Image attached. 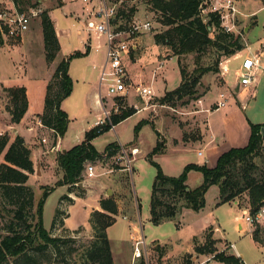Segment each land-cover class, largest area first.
Wrapping results in <instances>:
<instances>
[{"label": "rangeland", "instance_id": "374dc122", "mask_svg": "<svg viewBox=\"0 0 264 264\" xmlns=\"http://www.w3.org/2000/svg\"><path fill=\"white\" fill-rule=\"evenodd\" d=\"M231 1L237 8L235 34L241 37L245 45V48L240 51V53L246 55L247 53H256L259 50L264 51V46L261 42V40H264V0ZM38 3L43 7L44 11L53 8L51 11L52 19L56 24L58 37L61 38L62 45L58 60H62L75 52H86V48L83 44L87 35L85 24L82 23L81 20L74 19L71 16V12H83L84 10L82 7L84 3L80 0L74 3L69 0H38ZM209 3L211 2L209 1ZM221 3L227 4L228 2L227 0H222ZM61 4L64 5L61 6ZM132 7L136 9L134 14L140 16L141 19L151 20L154 27L150 33L140 37L142 40L141 47L138 52L132 55V57L139 58L137 62L133 61L129 56H125L124 63L132 83L134 85H145L153 88L155 90V95L150 99L132 95L127 97L125 101L128 106H132L136 110V107L142 109L143 107L149 106L148 119L156 122V126H153L154 123H146L147 119L143 120L145 115L139 113L122 122L115 130L111 129L97 137L94 140V146L97 150H104L110 143L117 141L122 143L126 148L130 147L129 142L138 140L136 138V127L143 120L142 122L144 123L141 126L138 137L142 151H140V154L137 155L132 162V176H129L128 173L126 177L130 189V198L134 200L135 197L140 203V208L138 207L135 219L140 228V232L137 233H143L148 243L147 254L144 252L143 257L147 264H163L166 260H168L167 264H196L201 261H203V264H225L213 258V254L224 250L226 254H230L229 252L233 254L237 252L240 253V255L244 256V262L246 264H264V243H259L253 238L252 234L256 227L247 224L243 216L244 209H248L249 211L251 209L247 194L238 197L237 201L233 203L216 205L215 199L218 195V189L214 187L206 194L207 203L204 212L198 213L189 209L180 216L179 220L183 224L180 231L177 230V221L174 222V220H166L161 223L160 226L153 224L149 220L150 201L157 170L146 156V152H149L156 145L159 139L156 129H160L162 132L159 133L160 140L163 144L166 143L167 138L170 140L169 149L167 152L161 151L157 153L154 160L161 165L165 173H172L173 176L179 175L182 169H184L181 168L184 163L206 164L211 167L213 162L207 149L204 148V145L192 143L187 147V150L175 151L172 142L174 138L184 141L197 139V137L201 136L202 130L205 131L204 128L207 125V121L212 127L218 130L217 132L220 134L221 138V135L225 137V132L223 131L226 126L225 121L229 123V120L233 119V122L229 123L230 126L226 130L228 132V138L222 143L227 139L226 142L232 145L242 143L238 141L241 136H243L244 130L247 131L246 128L250 129L251 132L250 123L258 124L264 122V55L261 57V68L256 81L252 85L241 87L240 90L237 91L236 83L238 80L234 73V69L240 60H235L233 58L235 55L230 57L231 61L228 63L230 66V73L226 75V79L228 80V82H226L221 73L222 64L225 61V57L222 56V53L217 52L213 48H208L205 52L201 53H189L181 56L174 55L170 47L163 44L157 45L155 43V35L167 29L162 22V12L153 7L151 0H124L121 10H130ZM203 7H205V5H203ZM203 11L205 16L207 14V9ZM211 36L214 37V33H211ZM23 48L24 47H21V50H19L22 52ZM17 50L18 49L10 50L6 47L0 48V80L6 83L14 82L13 80H16L14 79L16 78L15 76L24 73L23 67L21 71L18 70L19 63H22V56L21 52L19 50L17 52ZM103 54L104 48H101L99 50H94L88 55L73 57L71 60L72 72L77 75L76 77L79 80H77L76 83V94L65 102V106L70 109V117L73 121L64 135L62 147L74 146L76 144V138L78 136L83 138L84 131L90 130L89 127L94 124L97 118L95 109L86 104L84 100H81L83 99L81 97L84 88L82 84L84 81H89L96 85L98 70L94 65L103 63ZM38 56H40V52L37 51L35 59ZM179 59L182 62V66L186 68L188 72H198L204 67H211L213 70L206 72L201 77V83L197 87L198 93L194 98L190 99L185 97L183 99H175L169 103H162L161 100L165 97L166 92L177 88L181 83L182 76L178 63ZM218 60L219 66L216 65ZM11 61L12 66L16 64V67L10 69L9 64ZM16 70L15 76H12ZM99 89L102 94H107L106 84L102 86L99 85ZM221 92L226 93L228 96V103L225 107L212 114L199 113L197 111L201 108L199 107L201 104L199 99H203L204 105L206 106L211 104L212 109L217 106L215 105L216 103L214 104V101L218 99ZM115 101L116 100L112 98H103L105 107L111 109L112 113H115L116 104L120 108L122 107L121 104L119 105V103L117 101L115 103ZM244 105H246L245 109L243 108ZM5 125V115L0 113V130L4 129ZM239 125L242 126V131ZM22 132L24 133L23 130ZM42 137H48V139L52 138L48 131L39 130L32 142L42 144ZM236 138H238L236 140L237 142H233ZM199 149H203V155H199ZM2 161L3 158L0 157V163ZM92 163L99 164L100 162L95 160ZM101 163L107 165L106 162ZM107 163L109 167H120L119 164L113 163L112 160ZM51 168L49 174L37 178V181L35 179L31 181V185L35 191V204H37L42 197L44 191L41 188L42 185L54 187L46 198L43 206V222L45 228L48 230L51 229L61 197L67 193L65 187L56 185L58 181V174H56L58 168H54V166ZM202 182L203 174L200 171H194V174L189 180V185L191 187H197ZM118 198H120V196H118ZM2 201L3 198L0 195V202ZM2 220L3 225L2 228H0V235L5 233L4 229L8 222V220L4 218H2ZM83 221H88V213L83 202H79L73 208L69 223L75 224L77 222L82 223ZM239 224H242V230L238 227ZM211 225H213L214 228L218 227L217 237L223 239L218 240L213 236L214 231ZM260 226L264 228V220ZM130 231V219L124 218L123 214H119L117 222L109 229V235L114 240L113 247L116 264H129L131 261L132 254L127 252V249H125L123 245L120 246L119 243L120 239H130ZM54 233H63L75 238V242H72L71 247L76 251L71 253V264H74L77 249L88 246L93 236L91 235L92 233L83 231L78 234L55 231ZM262 236H264V234H262ZM153 238L176 243L175 247L177 251H172L173 247L170 246V244L156 245L155 243H150ZM190 238L192 242L194 241L196 246H204L207 250H211L212 253L207 251L206 253L199 254L195 249L193 254H185L183 257L178 256L176 258L174 256L175 251L176 253H182V251L188 250V241ZM175 241H180V243ZM231 243L235 245V248L226 249L227 245ZM195 253L197 254V258L200 259L199 261L197 258L193 259ZM165 255L167 258H163ZM168 255H170V257H168ZM183 258L184 262L182 263L181 259ZM211 258L212 261H209Z\"/></svg>", "mask_w": 264, "mask_h": 264}, {"label": "trees", "instance_id": "16d2710c", "mask_svg": "<svg viewBox=\"0 0 264 264\" xmlns=\"http://www.w3.org/2000/svg\"><path fill=\"white\" fill-rule=\"evenodd\" d=\"M210 0H151L153 7L162 12V22L167 27L155 35V43L163 44L173 50L174 55L181 56L189 53L205 52L213 48L222 56L229 58L245 48L239 35L226 32L222 27L221 14L209 11L204 17L201 7ZM121 10V9H120ZM135 7L130 10H121L125 18H131ZM46 60L50 64L57 57L61 49L59 37L56 33L54 21L48 10L41 14ZM214 33V37L211 36ZM4 39L0 34V46ZM86 52H75L62 59L46 88L44 109L39 118L44 125L54 129V141L64 137L71 119L62 109V102L68 98L74 87V81L69 73L73 57L88 55ZM181 71L180 85L167 91L162 103H169L175 99L194 98L198 93L201 77L211 67H204L201 71L188 72L178 60ZM219 66V60L216 62ZM0 94L7 99L5 109L10 115L11 124H19L25 116L29 100L25 86H0ZM126 98H116L122 107L113 113L111 122L95 126L86 132L85 140L71 149L59 152L57 161L62 170V179L56 182L57 186L68 185L69 191L78 189L83 181V171L87 163L99 160L103 154L99 152L92 141L112 129L128 117L136 113V109L128 106ZM144 122L136 127V138ZM251 134L247 145L232 147L222 153L215 167L197 163L187 164L180 175H167L161 165L154 160V156L163 151L164 144L160 134L156 131L158 142L147 158L157 170L151 193V218L155 225L166 220H175L184 209L201 211L206 206V194L216 185L219 188L218 205L233 203L237 198L247 194L250 210L255 213L264 205V123H250ZM120 149L117 142L110 143L105 152L109 156L115 155ZM0 228L3 220H8L5 233L0 235V264H71V253L76 250L71 247L75 242L73 236L63 233H54L61 224L63 212L57 208L51 229H46L43 222V206L54 187L42 186L44 190L40 201L35 204L34 188L28 184L29 177L35 173L32 150L21 135L12 141L8 132L0 134ZM190 171H200L203 182L197 187L188 184ZM69 199L68 195L61 200ZM102 210H94L90 223L93 237L88 246L77 249L74 264H114L111 242L107 234L109 227L114 225L119 213V206L114 196L101 199ZM78 232V231H77ZM264 228L260 224L253 231V238L264 243ZM209 243V242H208ZM199 253H206L204 246H196ZM213 258L225 264H241L242 258L225 251L213 254ZM135 264H147L142 256Z\"/></svg>", "mask_w": 264, "mask_h": 264}, {"label": "crops", "instance_id": "0c3cea01", "mask_svg": "<svg viewBox=\"0 0 264 264\" xmlns=\"http://www.w3.org/2000/svg\"><path fill=\"white\" fill-rule=\"evenodd\" d=\"M63 5L64 4H61V6H63ZM45 8H47V7H45ZM52 9L48 10L51 18H52V14H51ZM82 9L84 10L83 12H77V13L75 11L71 12V16L74 19H79L82 21V23H84V19L86 17V12H85L84 6L82 7ZM33 24L35 25V27ZM54 24H55V22H54ZM55 28H56V24H55ZM56 33L58 35L57 29H56ZM59 41L61 44V38L60 37H59ZM263 41L264 40H261L262 45H264ZM141 42H142V40H141V38H139L138 39L139 48H138V50H136L133 53H136L139 51V49L141 47ZM83 44H84V47L86 48V50H87L88 46L90 47V53H91L95 50V45L97 44V39L95 38V36L93 34H92V36H90L87 33L86 39L83 41ZM5 47L10 49V50H13V49L19 50L21 47H24L22 49V52L20 51L21 49L19 50L21 52V56H22V58H21L22 63L20 62L19 67H18L19 71H21V69L23 67L24 73L23 74L20 73L19 75L15 76V73L17 72V70H16L12 74V76L16 77V78H14L16 80H13L14 82H12V83H6V82L0 80V86L1 85H5L8 87H10V86H25L26 90H27V97L29 100V107H28V110H27L25 116L23 117L22 121L19 124H11L10 123V115L8 114V112L5 109L7 99L3 98L0 94V113L4 114L5 118H6L5 128L0 130V134L8 132L11 136V141L17 135H21L26 140V144L31 148L32 159L34 161V167H35L36 172H35V174L33 173L30 175L29 181H28L29 185H31V181L33 179H35L37 181V178L43 177L45 174H49L51 172L52 166H54V168H58V171L56 172V174H58L57 180H60V179H62L63 172L61 169H59V166H58L57 156H58L59 152L67 151V150L71 149L72 147L81 144L85 140L86 132L89 131V130L84 131L83 138L78 136L76 138V144L74 146L62 147V140L64 137L59 138L55 142L54 141L55 133H53L50 129H42L35 124V121L39 118V114H41L43 112V109H44L46 88H47L48 82L51 79L52 75L54 74V72L58 66V64L61 61V60H58V56L62 50V45H61V49L58 52L55 60L49 64L46 60V51H45V45H44L43 28H42V24H41V19L38 18L32 22L30 31L25 35V37L23 39H20V40L14 41V42L4 40V45L0 46V48H5ZM18 50H17V52H18ZM37 51L40 52V56H38L35 59ZM133 53L130 55V58L133 61L137 62V60L139 58L132 57ZM103 55L105 56V48H104V54ZM37 61H39V62H37ZM101 64L102 63H100L99 65H94V67L98 70L97 75H96V85L94 83L89 82V81H84L82 84V86H84V88H83V94L81 97L83 99H81V100H84V102L86 104L93 107V109H95V111L97 112V116H96L97 118L94 121V124H92L89 127L90 130L95 127L96 122L99 119L103 118V108H102V105L100 104L99 98H100V96L105 97L106 94H102V92L99 89V85H100L99 75H100ZM71 66L72 65L70 64L69 73H70V75L74 81V87H73V91H72L71 95L62 102V109L67 112V114L69 115V118L71 119L69 126H68V129H69L73 119L70 117V109L65 106V102L76 94V83H77V80H79L76 77L77 75H75L72 72L73 69H71ZM12 67H16V64H14L12 66V61H11L9 64V68L11 69ZM129 82L131 83V85H134L130 78H129ZM236 85H237V87H236L237 91L240 90L241 87H243V86H239L238 82L236 83ZM254 94H255V92H254ZM78 95H80V94H78ZM132 95L137 96L135 93H133ZM132 95H130V96H132ZM217 101H218V99H216L214 101V104L216 103L215 105H217ZM204 104H205L204 100L202 99V103L199 105V107H201V108H200V110H197L199 113L203 112L205 114L206 113L212 114L215 111L222 109V108L218 109L217 106H215L212 109L211 104H209V106H206ZM136 108H137V111L132 116L137 115L139 113L144 114L145 117L143 118V120L147 119L146 123H149V124L154 123L153 126L154 125L156 126V122H153V121H151V119H148V117H149L148 109H150L149 106L143 107L142 109H140L138 107H136ZM243 108L245 109L246 105H245V107L243 106ZM130 117H128V118H130ZM127 119H125V120H127ZM125 120H123L122 122H124ZM122 122L115 125L113 130H115L116 127L118 125H120ZM232 122H233V119L229 120V123H232ZM229 123L227 121H225L226 126L223 129V131L225 132V137H222V135H221V138H220V134L217 132L218 130H216L214 127H212V125H210V123L207 121V125L204 128L205 131L202 130L201 136L197 137V139L191 140V141H184L182 139L176 140L174 138L172 140V142L174 144V150L175 151L187 150L188 149L187 147L190 144L200 143V144L204 145V148L207 149L208 154L211 157V160L213 162V165H211V167H215L217 164L218 158L222 153L228 151L232 147H241V146L243 147V146L247 145L246 142L249 141V137H250L251 132H250V129L246 128L247 131L244 130L243 136H241L240 140L238 141V142H242V143H237L235 145H232V144L226 142L228 139L224 143H222L226 138H228V132L226 130L230 126ZM260 123H264V122H260ZM32 126H34V129L30 130V127H32ZM239 127L242 131V126L239 125ZM22 130L24 131V133L22 132ZM39 130L40 131L46 130L52 136L51 139H48V137H45L48 139V141H49L48 143L42 142L43 137L41 138L42 144H37L36 142H32L34 137H36V134H38ZM156 130L159 133H162L160 131V129H156ZM221 132H222V130H221ZM138 137H139V135H138ZM137 139L138 140L135 142L134 141L129 142V146L130 147H137L140 149V151H142V149L139 145L140 140H139V138H137ZM237 139L238 138H236L233 142H237L236 141ZM94 140L92 141L93 144H94ZM245 140H247V141H245ZM169 141L170 140L167 138V141L164 144L163 152L168 151ZM115 142H117V141H115ZM157 142H158V140H157ZM117 143L120 146H123L122 143H120V142H117ZM52 145H54L56 147L55 150H50ZM153 148L149 152H146L147 155L153 150ZM105 149L104 150H98V151L101 152L102 154H107V152H105ZM203 149L202 150L199 149V151H198L199 155H203ZM200 152H201V154H200ZM0 157L3 158V156H0ZM97 161L100 163L99 164L94 163L96 174H95V176H93L91 178L86 176V167H87L88 163L85 165V170L83 171V181L80 183L82 185L79 184V186L82 188V190H84L82 194L79 192L78 189L70 192L68 185H62L63 187H65L67 189V193H65L64 195H68L69 199H64V200L60 199V201H59L58 208L61 209L63 214L61 215V218H60L61 224L56 227L55 232H69V233H73V234L74 233L78 234V233H81L83 231V232H87V233H92L91 235H93V230H92V226L90 223L91 214L94 210H102L101 203H100L101 199L103 197H109L108 191L112 190L113 191L112 196L115 197V199L118 203V206H119L118 215L123 214L124 218L130 219V227H131L130 239H120L119 243H120V246L123 245V247L125 249H127V252H130L132 254L131 261L129 264H135L136 260L138 259V258L134 257V248L133 247H135V244H134L135 239L140 237V236H144L145 241H146V247H145L146 254H147V244L148 243L146 240V236L143 235V233H141V234L137 233V232H140V228H139V225H137V221H136L135 217L137 216L136 212L138 211V207L140 208V203L135 199V197H134V200L130 198V196H129V194H130L129 184H128L127 179H126L128 173H129V176L130 175L132 176V172L130 174V172L128 170H126V168L123 165H121L118 168H114V167H109L108 163H106L107 165H103V163H101V161H99V160H97ZM187 164H190V163H186V164L184 163L181 168H184ZM182 171H183V169H182ZM166 174L173 176L172 173H169V174L166 173ZM193 174H194V171L189 172L188 184H189V180ZM123 179H124V181H123ZM42 186H44V185H42ZM214 187H217V189H218V195L215 199V203L217 205L219 203V188L216 185H213L211 188H214ZM118 196H120V198H118ZM79 202H83V205L85 206V209L88 213V221H83L82 223L77 222L75 224H70L69 221L72 217L73 208ZM205 208H206V206H205ZM205 208H203L198 213L204 212ZM188 210L189 209H184L177 216V218L174 220V222L177 221L176 224H177V230L178 231L181 230V227L183 225L182 222L179 220V218L181 215H183L184 212H186ZM150 211H151V207H150ZM118 215H117V220H118ZM150 218H151V212H150ZM150 218H149V220H150ZM117 220H116V222H117ZM111 227H109V229ZM238 227L241 230L243 229L242 224H239ZM211 228L214 231L213 236L216 239H218V240L223 239V238L217 237L218 227L214 228V226L211 225ZM109 229L107 230V234H108V237H109L110 242H111V249H112V253H113L114 264H116L115 256H114V247H113V241L114 240L109 235ZM175 242L180 243V241H175ZM150 243H155L156 245L170 244V246L173 247L172 251L176 250V247H175L176 243H174V242H166V241L158 239V238H153V239H151ZM195 249H196V244L194 243V241L192 242V239L190 238V240L188 241V250L187 251H182V253H179V252L176 253V251H177L176 250L175 253L174 252L173 253H174V256L176 258L178 256L183 257L185 254H193L195 252ZM197 253H199V252H197ZM229 253L233 254L231 252H229ZM199 254H202V253H199ZM234 255L239 256L240 253L237 252ZM240 256L244 260V256L243 255H240ZM168 257H170V255H168ZM163 258H167L166 255ZM195 258H197L196 253L193 256V259H195ZM181 260L183 263L184 258ZM197 260L199 261L200 259L197 258ZM209 261H212V258ZM167 263H168V260H166L163 264H167ZM196 264H203V261L197 262Z\"/></svg>", "mask_w": 264, "mask_h": 264}, {"label": "built area", "instance_id": "2783aa9c", "mask_svg": "<svg viewBox=\"0 0 264 264\" xmlns=\"http://www.w3.org/2000/svg\"><path fill=\"white\" fill-rule=\"evenodd\" d=\"M70 2H77L79 0H69ZM84 3L86 17L84 19L85 31L97 39L95 50L105 48L104 61L100 66L99 82L100 86L107 85V94L105 97L112 98H127L133 93L144 99H150L155 95V90L149 86L131 85L129 82V75L126 69L124 58L138 50V39L147 33H150L154 24L151 20L141 19L140 16L133 14L131 18H125L120 14L121 6L124 0H80ZM211 3H205V7H201V14L204 17L203 10L217 11L221 14L222 27L226 32L236 33V13L237 8L231 0H227V4H222V0H210ZM44 12L43 7L38 3V0H0V34L4 40L17 41L23 39L30 31L32 22L35 19L41 18ZM206 13V12H205ZM264 46V45H263ZM264 51H257L256 53H247L242 55L237 53L233 58L240 60L234 73L238 80V85L247 87L252 85L256 79L261 68V57ZM231 58H226L222 64V77L226 82V75L230 73V66L228 65ZM231 94V93H230ZM104 96H100V104L103 108V118L96 122L95 126L111 122L112 111L107 109L103 102ZM202 103V99H199ZM116 103V101H115ZM228 103V96L221 92L217 101V108H223ZM245 107V105H244ZM120 111V107L116 104L115 113ZM35 124L42 129H50L55 133L54 129L44 125L42 120L38 118ZM115 127L113 125L112 129ZM34 126L30 127L33 130ZM43 143H48V139L43 137ZM56 147L52 145L50 150H55ZM140 153L137 147H124L120 149L115 155L109 156L103 154L99 159L101 162H109L123 165L126 170L132 172V162ZM201 154V152H200ZM94 163H88L86 167V176L91 178L95 176ZM243 216L247 224L257 227L264 220V205L260 207L255 213L248 209L243 210ZM253 228V227H251ZM146 241L144 236L135 239L134 257L140 258L145 251ZM235 248L233 243L227 245L226 249ZM224 251V250H222ZM240 257V256H239ZM241 264H246L244 260Z\"/></svg>", "mask_w": 264, "mask_h": 264}, {"label": "water", "instance_id": "95a60500", "mask_svg": "<svg viewBox=\"0 0 264 264\" xmlns=\"http://www.w3.org/2000/svg\"><path fill=\"white\" fill-rule=\"evenodd\" d=\"M262 135L264 136V126L262 127ZM80 185H82V184H80ZM108 195L109 196H112L113 195V191L112 190H109L108 191Z\"/></svg>", "mask_w": 264, "mask_h": 264}]
</instances>
